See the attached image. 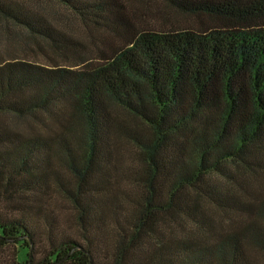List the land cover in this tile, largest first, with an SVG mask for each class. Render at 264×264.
<instances>
[{
    "label": "trees",
    "instance_id": "1",
    "mask_svg": "<svg viewBox=\"0 0 264 264\" xmlns=\"http://www.w3.org/2000/svg\"><path fill=\"white\" fill-rule=\"evenodd\" d=\"M56 1L117 43L90 49L0 0V41L67 60L0 49V264H260L264 0H164L198 24L167 31L136 28L120 0ZM120 139L138 155L125 189Z\"/></svg>",
    "mask_w": 264,
    "mask_h": 264
},
{
    "label": "rangeland",
    "instance_id": "2",
    "mask_svg": "<svg viewBox=\"0 0 264 264\" xmlns=\"http://www.w3.org/2000/svg\"><path fill=\"white\" fill-rule=\"evenodd\" d=\"M28 4L39 14L45 16V18L57 29L69 33L71 36H79L86 46L93 49V44L96 43L101 47H104L103 42L117 43V39L113 36L109 30H100L98 28L90 27L87 29L86 25L76 17L67 8L59 4L56 0H27ZM124 8V14L128 17L129 21L141 30L155 29L158 31H167L168 29H174L178 27L183 28H196L198 26L197 20L189 17L177 14L170 9L164 0H120ZM6 31L0 27V35L4 36ZM16 36H20L18 33ZM91 40V41H90ZM93 41V44H92ZM39 46L27 38H14L9 40L0 41V49L5 56H16L21 59L35 61L41 64H48L51 57L59 64H66L67 60L61 58V56L51 47L46 44H42L41 50ZM50 64V63H49ZM119 114L121 112L119 111ZM124 118L130 120V117L124 114ZM119 148L118 154V178L120 179L119 187L125 189L130 182V175L132 166L138 161V155L133 146H131L124 139L118 140ZM68 177V173L63 170ZM54 208H57L58 214L61 216L64 225L70 226L74 229L73 220L70 214V204L66 199L54 194ZM55 204V205H54ZM206 210H210L211 216L214 220L224 221L225 217L220 213L214 211L206 204L204 205ZM55 208V209H56ZM67 228V227H66ZM7 256L9 255L6 253ZM6 264L9 259L5 257ZM257 261L260 264H264V257L258 256Z\"/></svg>",
    "mask_w": 264,
    "mask_h": 264
}]
</instances>
